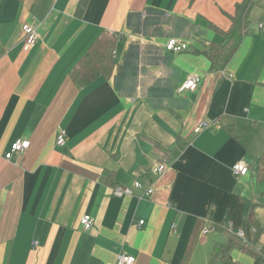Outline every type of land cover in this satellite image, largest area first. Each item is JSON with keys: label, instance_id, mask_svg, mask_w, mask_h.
Returning <instances> with one entry per match:
<instances>
[{"label": "crops", "instance_id": "1", "mask_svg": "<svg viewBox=\"0 0 264 264\" xmlns=\"http://www.w3.org/2000/svg\"><path fill=\"white\" fill-rule=\"evenodd\" d=\"M241 1L0 0V264H210L251 208L264 227V0L223 71L198 54ZM24 23L37 25L30 51ZM102 32L117 37L114 74L78 88L69 72ZM170 37L188 50L167 52ZM191 76L197 89L178 92ZM17 139L29 147L6 159Z\"/></svg>", "mask_w": 264, "mask_h": 264}, {"label": "trees", "instance_id": "2", "mask_svg": "<svg viewBox=\"0 0 264 264\" xmlns=\"http://www.w3.org/2000/svg\"><path fill=\"white\" fill-rule=\"evenodd\" d=\"M86 3L87 0H81L78 11L81 12ZM259 4L260 0H242L240 3H237L235 5L234 13L229 16L230 28L227 31H222L214 25H210V29L219 34L221 40L218 43H211L208 46H203L198 51V54H201L208 60L210 72H221L228 66L247 35V29L250 24L249 14L251 10ZM131 18H134L139 22L140 15L132 14L130 15V19ZM116 45V35H110L107 32H102L98 35V37L90 43L86 52L69 72V77L74 85L78 88H86L98 78L110 79L114 74L116 66ZM132 51L133 48L130 54L127 55H130V60L135 56H133V53L135 54V52ZM130 60H126L123 67L130 66ZM117 76L118 75H116V79ZM123 76H126V74ZM117 82L119 81L117 80ZM173 90L174 87H172L171 94ZM148 101L149 103L151 102L149 99ZM159 102L162 104L164 100L160 99ZM153 106L156 105L154 104ZM177 139L178 147L183 149L185 144L179 136ZM258 165L259 170L257 172V178L259 180H264V152L258 158ZM241 230L244 232L246 241L243 242L237 236L230 235L225 244L214 248L210 257V264L216 262L221 264H233L230 252L234 248H238L252 257L253 264H264V251L258 252L254 248L263 230L256 221L252 208L244 216L243 227Z\"/></svg>", "mask_w": 264, "mask_h": 264}, {"label": "built area", "instance_id": "3", "mask_svg": "<svg viewBox=\"0 0 264 264\" xmlns=\"http://www.w3.org/2000/svg\"><path fill=\"white\" fill-rule=\"evenodd\" d=\"M259 29L264 30V24H259ZM22 33H23L22 34L23 35L22 42L24 45V49L26 51L32 50L33 47L35 46L36 42H37V39H38L37 25L30 24V23H24L22 25ZM164 48L167 52H170V53H180V52H184V51L188 50V45L178 38L170 37L165 42ZM199 82H200V77L191 76L182 85H180V87L178 88V92L181 93V92H184L186 90L194 91L197 89ZM207 126H208L207 123H202L200 125L201 128H205ZM65 140H66V132L64 129L59 128L58 134L56 137V145L57 146H63L65 144ZM28 147H29V142L27 140L17 139L11 145V148H10L9 152L5 155V158L11 159L15 154H18V153L25 151ZM165 167H166L165 164H161L157 167L156 170L159 174H161L165 170ZM248 171H249L248 166L242 161L237 162L232 168V172H233L234 176H236V177L244 176L248 173ZM134 187L137 189H141L142 185L139 182H135ZM151 193H152L151 189L145 190V195H150ZM115 194L119 195V196L120 195H131V191L129 188H126V187H116L115 188ZM79 222H80V225L84 231L90 230L91 225H92V218L90 215L83 216ZM142 223H143V221H140V224H142ZM172 229L174 230V226H172ZM228 230L231 232L232 235L237 236L243 242L246 241L245 236H244V232L242 230L233 232L230 230L229 227H228ZM208 232H209L208 228L203 230V234H207ZM34 245H36V243H34ZM256 251H258V250H256ZM262 251H264V249H262L258 252H262ZM133 263H134L133 257H129V256H126L123 254H120L116 260V264H133Z\"/></svg>", "mask_w": 264, "mask_h": 264}, {"label": "rangeland", "instance_id": "4", "mask_svg": "<svg viewBox=\"0 0 264 264\" xmlns=\"http://www.w3.org/2000/svg\"><path fill=\"white\" fill-rule=\"evenodd\" d=\"M139 25L136 27V29L137 30H139ZM187 44L189 45V42H187ZM263 229L262 230H264V227H262ZM233 251H235V253H236V255H241V260H239V259H237L236 257V255L235 256H233V255H231V253L233 252ZM230 257H231V259H232V261H233V264H247L246 262H244V261H249L250 260V258H249V256L246 254V253H244V252H242L240 249H238V248H234L231 252H230ZM251 264V263H250Z\"/></svg>", "mask_w": 264, "mask_h": 264}]
</instances>
